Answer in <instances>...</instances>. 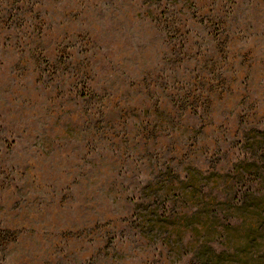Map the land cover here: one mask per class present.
<instances>
[{
	"label": "rangeland",
	"instance_id": "1",
	"mask_svg": "<svg viewBox=\"0 0 264 264\" xmlns=\"http://www.w3.org/2000/svg\"><path fill=\"white\" fill-rule=\"evenodd\" d=\"M261 137L264 0H0V264H201L230 217L241 245Z\"/></svg>",
	"mask_w": 264,
	"mask_h": 264
},
{
	"label": "trees",
	"instance_id": "2",
	"mask_svg": "<svg viewBox=\"0 0 264 264\" xmlns=\"http://www.w3.org/2000/svg\"><path fill=\"white\" fill-rule=\"evenodd\" d=\"M250 141L253 143L244 150L243 160H240L232 171L237 176L236 182L241 183L243 188H238V183H236V188L233 189L230 196H233L231 202L236 213L244 218L249 217L252 223L244 229L243 243L236 245L232 244L233 238L230 235L229 239V234L234 230L233 220L237 219L227 218L223 222L226 225H222V229L228 238V249H223L221 253L217 254L208 248L209 254L207 251H203L198 259L201 264H264V197H257L254 191V184L264 179V138L247 140V142ZM194 187L196 186L191 185L185 189L187 192H191L196 190ZM214 216L219 220V213ZM220 238L224 240L222 236ZM239 251H242L241 255H239Z\"/></svg>",
	"mask_w": 264,
	"mask_h": 264
}]
</instances>
